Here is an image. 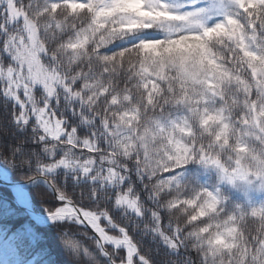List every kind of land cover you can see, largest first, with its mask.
I'll return each mask as SVG.
<instances>
[{
    "label": "snow or ice",
    "instance_id": "1",
    "mask_svg": "<svg viewBox=\"0 0 264 264\" xmlns=\"http://www.w3.org/2000/svg\"><path fill=\"white\" fill-rule=\"evenodd\" d=\"M0 264H264V0H0Z\"/></svg>",
    "mask_w": 264,
    "mask_h": 264
}]
</instances>
